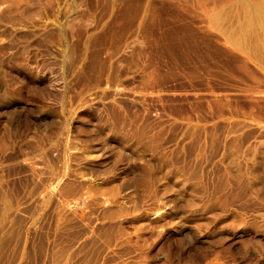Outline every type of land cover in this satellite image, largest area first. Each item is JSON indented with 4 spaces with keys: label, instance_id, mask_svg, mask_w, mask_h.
Returning <instances> with one entry per match:
<instances>
[{
    "label": "rangeland",
    "instance_id": "obj_1",
    "mask_svg": "<svg viewBox=\"0 0 264 264\" xmlns=\"http://www.w3.org/2000/svg\"><path fill=\"white\" fill-rule=\"evenodd\" d=\"M0 264H264V0H0Z\"/></svg>",
    "mask_w": 264,
    "mask_h": 264
}]
</instances>
